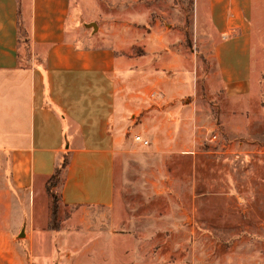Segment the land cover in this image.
<instances>
[{"label": "crops", "instance_id": "obj_1", "mask_svg": "<svg viewBox=\"0 0 264 264\" xmlns=\"http://www.w3.org/2000/svg\"><path fill=\"white\" fill-rule=\"evenodd\" d=\"M84 1L0 0V155L29 201L18 213L33 216L34 226V216L48 223L49 206L30 202L44 198L68 154L57 187L62 204L75 208L68 223L106 215L98 220L106 240L128 139L141 136L162 156L192 155L213 112L210 99L233 110L253 93L255 0L194 1L190 41L212 64L205 90L182 18L167 25L138 0L132 10L96 0L88 16ZM234 112L223 115L241 119Z\"/></svg>", "mask_w": 264, "mask_h": 264}, {"label": "rangeland", "instance_id": "obj_2", "mask_svg": "<svg viewBox=\"0 0 264 264\" xmlns=\"http://www.w3.org/2000/svg\"><path fill=\"white\" fill-rule=\"evenodd\" d=\"M113 1L131 10L137 3ZM194 1L138 4L153 6L167 25L185 21L187 46L198 50L205 90L212 64L201 53L204 46L190 41ZM84 2L86 15H95L96 0ZM254 10L253 93L233 110L226 101L219 103L221 97L210 99L213 112L202 122L192 155L162 156L129 138L118 177L117 214L109 215L116 224L106 240L98 222L106 215H80L76 224L68 223L75 208L62 204L56 179L48 181L43 199L30 202L36 209L49 206L48 223L47 216L42 222L34 216L33 226V216L18 213L29 201L13 185L0 155V264H264V0H255ZM233 111L241 119L225 118Z\"/></svg>", "mask_w": 264, "mask_h": 264}, {"label": "trees", "instance_id": "obj_3", "mask_svg": "<svg viewBox=\"0 0 264 264\" xmlns=\"http://www.w3.org/2000/svg\"><path fill=\"white\" fill-rule=\"evenodd\" d=\"M68 163H69L68 154H65L64 157H63V162L61 163L59 168L56 170L55 175H53L52 178H51V179H56V184H59L61 182L62 171L64 169H66V167L68 166ZM55 199H56V197H54V202L56 201ZM57 214H58V207H57L56 204H54L53 211H52L53 218H56Z\"/></svg>", "mask_w": 264, "mask_h": 264}, {"label": "built area", "instance_id": "obj_4", "mask_svg": "<svg viewBox=\"0 0 264 264\" xmlns=\"http://www.w3.org/2000/svg\"><path fill=\"white\" fill-rule=\"evenodd\" d=\"M216 136L213 137V140H216ZM134 140L136 141V143L141 144L142 146H149L150 142L144 138H142L141 136H135Z\"/></svg>", "mask_w": 264, "mask_h": 264}, {"label": "water", "instance_id": "obj_5", "mask_svg": "<svg viewBox=\"0 0 264 264\" xmlns=\"http://www.w3.org/2000/svg\"><path fill=\"white\" fill-rule=\"evenodd\" d=\"M91 27H94L95 29H97V25L96 24H93Z\"/></svg>", "mask_w": 264, "mask_h": 264}]
</instances>
